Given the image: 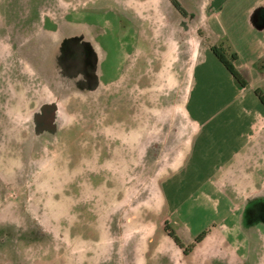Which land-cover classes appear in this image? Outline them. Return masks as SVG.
<instances>
[{
	"label": "rangeland",
	"instance_id": "rangeland-1",
	"mask_svg": "<svg viewBox=\"0 0 264 264\" xmlns=\"http://www.w3.org/2000/svg\"><path fill=\"white\" fill-rule=\"evenodd\" d=\"M134 1L0 0V264H264V184L162 181L191 78L136 86L135 29L179 14Z\"/></svg>",
	"mask_w": 264,
	"mask_h": 264
},
{
	"label": "crops",
	"instance_id": "crops-1",
	"mask_svg": "<svg viewBox=\"0 0 264 264\" xmlns=\"http://www.w3.org/2000/svg\"><path fill=\"white\" fill-rule=\"evenodd\" d=\"M184 1L177 0L185 15L173 14L176 21L163 24L149 16L135 29V62L150 63L148 71H135L140 78L135 82L142 89L147 78L167 82L185 72L191 78L180 105L185 114L181 126L191 125L195 132L172 151L175 162L166 165L170 174L162 181L209 189L204 197L217 203L228 198L221 190L238 194L264 184V107L255 95L257 89L264 93V0H197L192 7ZM134 2L137 14L145 15L147 0ZM161 3L166 4L154 0V12ZM218 46L236 54L235 68L245 87L213 54L211 48ZM179 87L176 94L183 91Z\"/></svg>",
	"mask_w": 264,
	"mask_h": 264
},
{
	"label": "trees",
	"instance_id": "trees-1",
	"mask_svg": "<svg viewBox=\"0 0 264 264\" xmlns=\"http://www.w3.org/2000/svg\"><path fill=\"white\" fill-rule=\"evenodd\" d=\"M171 5L173 6V8L180 13L181 15H185L184 10L182 9V7L180 6V4L177 2V0H168ZM213 54L215 55V57L217 58V60L224 66V68L229 72V74L232 76V78L234 79V81L240 86V87H245L246 86V81L244 80V78L241 76V74L237 71V69L235 68V62L237 60V56L234 53H228V51L226 49H224L221 46L218 47H212L211 48ZM255 95L257 96V98L259 99L261 105L264 107V95L262 94V92L260 90H255ZM164 231L167 233L168 237L171 238L173 240V242L176 244V246L180 247L181 249L184 250L185 254H187L186 252H189L191 250V248L193 247V245L191 246H187L186 248L182 247L180 241L173 235V233L171 232V230H169L168 226L166 225L164 228ZM206 232H204L203 234L199 235L194 242L195 243H200L202 241V239L206 236Z\"/></svg>",
	"mask_w": 264,
	"mask_h": 264
}]
</instances>
